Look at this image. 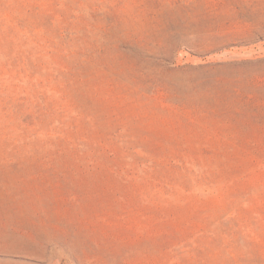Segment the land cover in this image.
<instances>
[{
	"label": "rangeland",
	"instance_id": "obj_1",
	"mask_svg": "<svg viewBox=\"0 0 264 264\" xmlns=\"http://www.w3.org/2000/svg\"><path fill=\"white\" fill-rule=\"evenodd\" d=\"M0 264H264V0H0Z\"/></svg>",
	"mask_w": 264,
	"mask_h": 264
}]
</instances>
